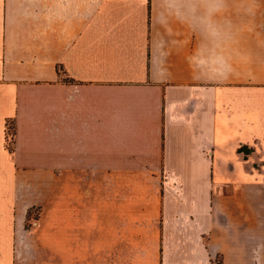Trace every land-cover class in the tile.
I'll list each match as a JSON object with an SVG mask.
<instances>
[{
  "label": "crops",
  "instance_id": "0c3cea01",
  "mask_svg": "<svg viewBox=\"0 0 264 264\" xmlns=\"http://www.w3.org/2000/svg\"><path fill=\"white\" fill-rule=\"evenodd\" d=\"M0 264H264V0H0Z\"/></svg>",
  "mask_w": 264,
  "mask_h": 264
}]
</instances>
